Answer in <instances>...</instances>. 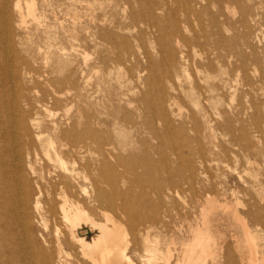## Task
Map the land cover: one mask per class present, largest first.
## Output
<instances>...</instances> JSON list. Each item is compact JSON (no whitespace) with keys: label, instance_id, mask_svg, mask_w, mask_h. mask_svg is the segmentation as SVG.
Masks as SVG:
<instances>
[{"label":"rangeland","instance_id":"374dc122","mask_svg":"<svg viewBox=\"0 0 264 264\" xmlns=\"http://www.w3.org/2000/svg\"><path fill=\"white\" fill-rule=\"evenodd\" d=\"M44 1L48 5V22L53 26L50 29L51 41L55 44L53 49L58 45L64 48L63 52L73 56L66 65L63 58L53 54L46 67H43V56L36 57L34 67L37 74L33 83L35 88L31 90L32 97L40 99L44 90H51L45 84L46 77H66L72 69L78 88L65 95H82L83 101H78L84 113L106 111L109 114L106 115L110 121L107 134L119 148L127 146L126 150L116 151L120 159H126L128 151L138 150L135 141L149 139L151 134L145 127L135 136L120 126L113 127V118L129 113L127 109L119 111L117 102L108 101L113 81L110 75L121 78L129 88V97L137 99L145 95L148 106L155 107L156 103V131L161 134L150 140L153 149L156 148L154 166H162L165 170L162 175L165 176L166 170H171L177 160V154L184 151L181 161L184 176H192L198 181L192 194L178 192L172 199H157L149 182L143 185L129 183L132 174L126 172V167L117 157L116 161H110L117 175V192L129 189L138 200L132 203L137 209L134 230L130 227L129 214L118 207L121 200L117 199L115 205L109 204L111 196H118L117 192L113 194L109 181L95 184L103 202L93 204L94 218L103 222V210L126 228L129 234L127 254L134 264H148L150 254L145 247L155 245L157 240L162 253L166 254L170 249L169 264H176L193 239V228L206 221L210 225L212 241L209 252L201 261L204 264H225L229 255L234 264H249L247 260L242 263L239 260L233 235L240 238L242 248L245 238L240 222L233 218L231 210L226 214L217 210L204 221L202 207L208 191L219 205L236 209L241 221L250 230L263 234L264 0H255L258 15L254 16L252 23L245 25L238 22L244 0H35L37 8ZM24 3L25 0H22V7ZM154 3L156 32L153 35L149 28L143 27L141 35L130 42L132 48L138 49L139 46L140 51H146V58L141 57L139 64L133 60L127 62L123 51L129 45L121 41L127 31L118 29L115 27L117 23L110 24V21L114 19L123 23L129 14L147 20L146 10ZM75 14L78 18L72 20ZM11 18L17 19L16 14L12 13ZM26 27L16 28L18 43L13 45L23 43L25 49L39 47L44 52L47 35L43 29L36 30L31 23ZM219 33L224 39L218 36ZM231 36L234 38L229 40ZM48 67H56L58 71L47 73ZM138 68H144V71L138 74ZM215 76L218 87L210 91L209 86ZM191 94L198 99L197 105L192 103ZM168 95L175 96L171 107L165 104V101L168 103ZM159 101L167 105L162 113L158 110ZM40 103L36 102V107H40ZM42 103L51 107L46 102ZM53 108L55 113L64 112V106ZM115 130L119 132L115 133ZM174 146L178 148L173 150ZM199 152L202 154L198 155ZM164 156L168 168L163 166ZM98 157L96 155L94 159ZM94 174L97 176V172ZM155 180L158 179L155 177ZM142 213L147 216L146 219H140ZM254 217H258V222L254 221ZM34 224L36 227V221ZM81 231L89 241L98 234L86 225H82ZM46 234L52 243L49 256L53 257L57 251L53 247L51 227ZM260 242L264 243V238ZM263 251L260 247L259 252ZM67 252L68 259L72 260L77 250L67 247ZM260 253L258 256H261ZM150 263L164 264V261L156 263L155 259Z\"/></svg>","mask_w":264,"mask_h":264},{"label":"bare ground","instance_id":"6f19581e","mask_svg":"<svg viewBox=\"0 0 264 264\" xmlns=\"http://www.w3.org/2000/svg\"><path fill=\"white\" fill-rule=\"evenodd\" d=\"M21 1L0 0V264H134L127 254L129 234L126 228L103 210V222L97 221L93 216V204L103 202L101 193L95 190V184L109 181L113 194L117 192V175L110 161H116L118 157V161L126 167V172L132 174L130 184L143 185L149 182L157 199H172L178 192L192 194L198 181L192 176H184L181 163L184 151L177 154V160L172 164L171 170H166L165 176L162 175L165 172L162 166H154L156 148L153 149L150 140L161 134L156 131V103L155 107L148 106L145 95L137 99L129 97V88L121 78L110 75L113 81L108 101L117 102L119 111L127 109L129 113L113 118V127L127 129L131 136L140 133L145 127L151 134L149 139H137L135 147L138 150L128 151L126 159H120L116 151L126 150L127 146L119 148L107 134L110 121L106 115L109 114L106 111L84 113L79 104V101H83L82 95H65L78 88L72 69L66 77H46L45 84L51 90H44L40 99L32 97L31 90L35 88L33 83L37 74L34 67L36 57L43 56V67H46L53 54L63 58L66 65H69L68 60L73 55L63 52L64 48L58 45L53 49L55 44L51 41L53 37L50 33L53 26L48 22L46 2L37 8L35 0H25L24 7L21 6ZM242 4L244 8L238 22L241 25L250 24L255 20L254 16L258 15V4L255 0H244ZM152 6L145 9L148 12L147 20L129 14L123 23L114 19L110 21V24L117 23L115 27L118 29L124 28L127 31L121 39L124 44L129 45L123 51L127 62L133 60L138 63L141 57L146 58L147 52L140 51L139 46L138 49L132 48L130 42L141 35L143 27L149 28L153 35L156 32V3ZM12 13L16 14L17 19L11 18ZM77 18L75 14L72 20ZM28 23L36 30L42 28L47 35L44 52L39 47L25 49L23 43L13 45L18 43L16 28H27ZM218 36L224 39L221 33ZM233 38L231 36L229 40ZM53 70L58 71L56 67H48L46 72L52 74ZM143 71L144 68L139 69L138 74ZM167 78L171 77L168 75ZM213 79L210 91L211 88L217 90L218 87L216 76ZM170 88L172 89L171 80ZM193 97L194 95L191 101L197 105L198 99ZM38 100L41 102L40 107H36ZM174 100V95H168V103L165 101V104L171 107ZM142 104L146 106L142 108ZM58 105L64 106V112H53L52 108ZM166 106L159 101V112L162 113ZM176 148L178 147L174 146L173 150ZM201 154L199 152L198 155ZM96 155L99 157L94 159ZM163 159V166L168 168L166 157ZM94 172H97V176ZM117 193L118 196H111L109 204L115 205L117 199L121 200L118 207L129 214L133 231L137 209L132 203L138 201L137 197L129 189ZM258 195L261 197L260 193ZM204 203V221L217 210L224 214L231 210L233 218L240 222L245 238L244 248L241 247L240 238L233 235L240 262L247 260L249 264L264 263V251L259 252L260 247L264 249V243L260 242L264 238V231L261 234L257 230H250L241 221L236 209L219 205L218 200L208 191ZM146 217L142 213L140 219ZM157 219L156 216V225ZM254 221L258 222V217H254ZM82 225L98 231V234L91 241L87 240L85 233L81 231ZM49 227L54 234L53 247L57 251L53 257L49 256L52 243L46 234ZM193 229V239L182 251L183 256L176 264H204L201 258L209 252L212 241L210 225L206 221ZM67 247L77 250L72 260L68 259L70 256ZM145 248L150 254L148 264L155 259L156 263L160 260L164 264L170 263V249H167L166 254L162 253L158 240L155 245H147ZM225 264H234L229 255Z\"/></svg>","mask_w":264,"mask_h":264}]
</instances>
